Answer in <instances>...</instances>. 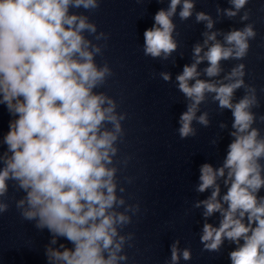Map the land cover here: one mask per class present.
<instances>
[{
  "label": "clouds",
  "instance_id": "1",
  "mask_svg": "<svg viewBox=\"0 0 264 264\" xmlns=\"http://www.w3.org/2000/svg\"><path fill=\"white\" fill-rule=\"evenodd\" d=\"M102 2L0 0V106L9 115L7 131L0 132V217L14 204L22 221L49 233L46 264H128L126 249L136 246L135 232L124 231L141 214L140 202L130 203L134 196L127 191L136 179L126 174L133 156L120 147L128 113L119 111L122 100L102 90L115 75L104 59L110 33L98 31L89 15ZM196 3L168 0L157 10L143 33V54L168 61L179 51L177 16L181 22L194 16L204 25L192 62L175 76L187 102L176 131L185 140L197 136L194 125H211L209 111L201 110L209 97L221 113L231 112L232 121L230 129L218 125L230 137L222 162L199 166L195 192L209 193L191 204L203 219L201 252L219 255L227 244L230 264H264V134L256 126L264 124V114L256 111L261 103L256 86L245 80L246 65L223 67L243 61L257 36L248 22L250 0H227L215 17L197 11ZM237 17L242 27L215 28ZM158 75L173 82L170 72ZM221 139L217 134L210 143L218 147ZM212 217L218 223L209 222ZM180 244L179 238L171 243L164 264L192 260L191 248Z\"/></svg>",
  "mask_w": 264,
  "mask_h": 264
}]
</instances>
